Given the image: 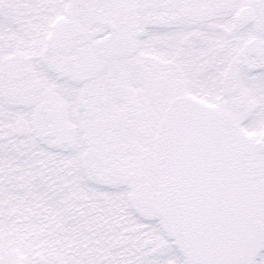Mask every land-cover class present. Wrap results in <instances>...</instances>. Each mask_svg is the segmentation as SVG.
<instances>
[{
	"label": "snow or ice",
	"instance_id": "1",
	"mask_svg": "<svg viewBox=\"0 0 264 264\" xmlns=\"http://www.w3.org/2000/svg\"><path fill=\"white\" fill-rule=\"evenodd\" d=\"M0 264H264V0H0Z\"/></svg>",
	"mask_w": 264,
	"mask_h": 264
}]
</instances>
